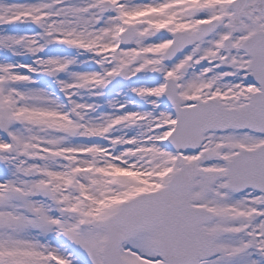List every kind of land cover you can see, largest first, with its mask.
<instances>
[{"label":"snow or ice","instance_id":"obj_1","mask_svg":"<svg viewBox=\"0 0 264 264\" xmlns=\"http://www.w3.org/2000/svg\"><path fill=\"white\" fill-rule=\"evenodd\" d=\"M0 264H264V0H0Z\"/></svg>","mask_w":264,"mask_h":264}]
</instances>
